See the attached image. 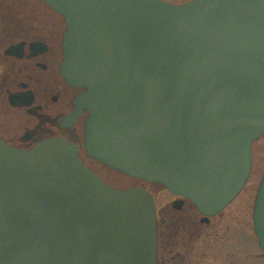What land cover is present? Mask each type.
I'll return each mask as SVG.
<instances>
[{"label":"water","instance_id":"water-1","mask_svg":"<svg viewBox=\"0 0 264 264\" xmlns=\"http://www.w3.org/2000/svg\"><path fill=\"white\" fill-rule=\"evenodd\" d=\"M64 16L66 82L88 155L221 212L264 135V0H42ZM264 250V175L254 206ZM156 213L65 139L0 141V264H156Z\"/></svg>","mask_w":264,"mask_h":264},{"label":"flooded vegetation","instance_id":"flooded-vegetation-1","mask_svg":"<svg viewBox=\"0 0 264 264\" xmlns=\"http://www.w3.org/2000/svg\"><path fill=\"white\" fill-rule=\"evenodd\" d=\"M65 30L64 18L42 2L0 0V141L28 150L45 140L66 139L79 147L86 166L97 173L114 174L86 153L88 113L72 116L82 89L68 85L62 75ZM115 174L111 185L121 189L141 186L154 198L156 264L210 263L213 221L222 218L223 212L203 214L190 199L158 184ZM226 250L220 246L214 259ZM228 254L230 261L224 258L221 264H236V254Z\"/></svg>","mask_w":264,"mask_h":264},{"label":"rangeland","instance_id":"rangeland-1","mask_svg":"<svg viewBox=\"0 0 264 264\" xmlns=\"http://www.w3.org/2000/svg\"><path fill=\"white\" fill-rule=\"evenodd\" d=\"M33 4L39 0H30ZM182 4L191 0H164ZM253 170L248 183L238 198L223 211V217H217L213 223V233L209 245L214 246L209 254V264H221L225 258L230 261L229 252L236 254V264H264V254L259 248L253 228V208L258 187L264 173V138L253 145ZM84 157V154L83 156ZM108 179V178H106ZM222 219V220H221ZM226 246L225 255L215 257L217 249ZM233 258V257H232ZM217 259V260H216Z\"/></svg>","mask_w":264,"mask_h":264},{"label":"bare ground","instance_id":"bare-ground-1","mask_svg":"<svg viewBox=\"0 0 264 264\" xmlns=\"http://www.w3.org/2000/svg\"><path fill=\"white\" fill-rule=\"evenodd\" d=\"M83 112H84V111H83ZM83 112H82L81 114H84V113H85V112H84V113H83ZM81 114H80V115H81ZM254 143H255V142L252 143V146L254 145ZM88 156H89V155H88ZM89 157H90V156H89ZM82 163H83V165L86 167V164H85L83 161H82ZM93 172L95 173L94 170H93ZM95 174H96V173H95ZM96 175H97V174H96ZM134 179H137V178H134ZM135 187H141V186H135ZM141 188H144V187H141ZM231 204H232V202H231Z\"/></svg>","mask_w":264,"mask_h":264}]
</instances>
